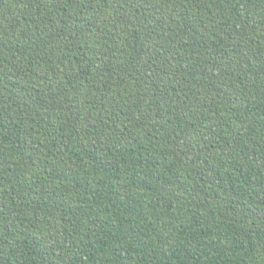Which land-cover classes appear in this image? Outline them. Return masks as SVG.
Segmentation results:
<instances>
[{
  "label": "trees",
  "instance_id": "16d2710c",
  "mask_svg": "<svg viewBox=\"0 0 264 264\" xmlns=\"http://www.w3.org/2000/svg\"><path fill=\"white\" fill-rule=\"evenodd\" d=\"M0 264H264V0H0Z\"/></svg>",
  "mask_w": 264,
  "mask_h": 264
}]
</instances>
